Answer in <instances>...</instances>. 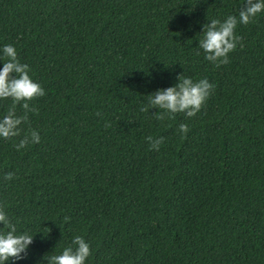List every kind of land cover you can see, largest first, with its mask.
Wrapping results in <instances>:
<instances>
[{
    "label": "trees",
    "instance_id": "trees-1",
    "mask_svg": "<svg viewBox=\"0 0 264 264\" xmlns=\"http://www.w3.org/2000/svg\"><path fill=\"white\" fill-rule=\"evenodd\" d=\"M241 7L0 0V45L44 88L22 125L39 143L17 151L0 140V208L34 235L14 264H47L73 235L89 244L85 264H264V13L237 25L225 64L197 45L203 24ZM178 73L215 85L200 110L141 113ZM148 136L164 138L158 150Z\"/></svg>",
    "mask_w": 264,
    "mask_h": 264
},
{
    "label": "clouds",
    "instance_id": "clouds-1",
    "mask_svg": "<svg viewBox=\"0 0 264 264\" xmlns=\"http://www.w3.org/2000/svg\"><path fill=\"white\" fill-rule=\"evenodd\" d=\"M242 3L238 15L229 14L223 19L210 18L208 23L201 26L198 50L203 52L206 61L217 67L228 62V54L240 41L236 33L237 25H246L258 14L264 13V0H242ZM30 71L27 63L20 62L12 44L0 45V101H11L4 114L0 115V140H13V147L17 151L40 141V135L35 129L22 134V125L27 122L28 112L34 111L29 102L44 95V88L32 78ZM214 87L207 77L193 79L178 73L174 84L148 93L146 105L142 104L139 111L143 113L149 108L159 109V112L154 113L158 121L165 117L172 118L177 113L192 117L200 110ZM17 105L23 114L17 113ZM178 129L184 134L188 126L179 123ZM13 138H18V142ZM163 139L146 137L153 150L159 149ZM13 175V172L8 171L3 178L9 180ZM69 219L68 216L64 217V221ZM33 237L27 230H18L8 214L0 208V264H14L24 260ZM89 256L88 242L81 235H73L71 242L58 254H47L42 258L47 264H85Z\"/></svg>",
    "mask_w": 264,
    "mask_h": 264
}]
</instances>
